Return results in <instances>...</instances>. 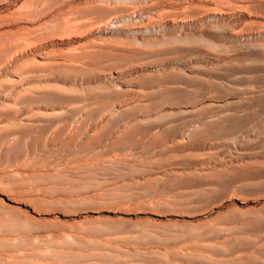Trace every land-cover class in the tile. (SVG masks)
<instances>
[{"label":"rangeland","instance_id":"rangeland-1","mask_svg":"<svg viewBox=\"0 0 264 264\" xmlns=\"http://www.w3.org/2000/svg\"><path fill=\"white\" fill-rule=\"evenodd\" d=\"M0 264H264V0H0Z\"/></svg>","mask_w":264,"mask_h":264}]
</instances>
